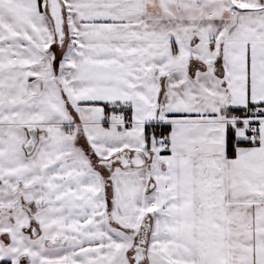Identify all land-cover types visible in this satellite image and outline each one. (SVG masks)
I'll use <instances>...</instances> for the list:
<instances>
[{"label":"snow or ice","instance_id":"1","mask_svg":"<svg viewBox=\"0 0 264 264\" xmlns=\"http://www.w3.org/2000/svg\"><path fill=\"white\" fill-rule=\"evenodd\" d=\"M0 264H264V0H0Z\"/></svg>","mask_w":264,"mask_h":264}]
</instances>
